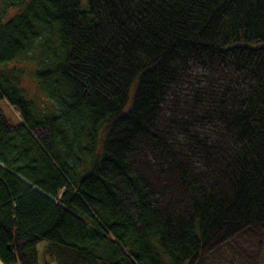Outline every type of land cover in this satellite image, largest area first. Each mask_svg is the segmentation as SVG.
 <instances>
[{
    "label": "trees",
    "instance_id": "obj_1",
    "mask_svg": "<svg viewBox=\"0 0 264 264\" xmlns=\"http://www.w3.org/2000/svg\"><path fill=\"white\" fill-rule=\"evenodd\" d=\"M262 43L264 0H2L0 262L264 264Z\"/></svg>",
    "mask_w": 264,
    "mask_h": 264
},
{
    "label": "rangeland",
    "instance_id": "obj_2",
    "mask_svg": "<svg viewBox=\"0 0 264 264\" xmlns=\"http://www.w3.org/2000/svg\"><path fill=\"white\" fill-rule=\"evenodd\" d=\"M80 3L82 5L83 0H80ZM1 4H2V0H0V5ZM20 84L24 92L27 94L28 98L33 99L36 105L38 106L43 105L45 108L52 107V103L48 101L42 94H40L35 89L34 83L31 81V78L28 75H24V77L21 79ZM0 110L9 124L17 123L18 120L17 112H15L3 100H0ZM46 247H47V242L44 240L37 242L35 245L38 264H58L53 257L47 254Z\"/></svg>",
    "mask_w": 264,
    "mask_h": 264
},
{
    "label": "bare ground",
    "instance_id": "obj_3",
    "mask_svg": "<svg viewBox=\"0 0 264 264\" xmlns=\"http://www.w3.org/2000/svg\"><path fill=\"white\" fill-rule=\"evenodd\" d=\"M0 264H2V263L0 262Z\"/></svg>",
    "mask_w": 264,
    "mask_h": 264
}]
</instances>
